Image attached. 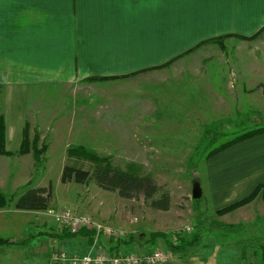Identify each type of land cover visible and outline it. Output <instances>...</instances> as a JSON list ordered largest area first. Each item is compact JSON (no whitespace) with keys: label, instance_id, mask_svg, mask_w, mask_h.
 <instances>
[{"label":"crops","instance_id":"crops-1","mask_svg":"<svg viewBox=\"0 0 264 264\" xmlns=\"http://www.w3.org/2000/svg\"><path fill=\"white\" fill-rule=\"evenodd\" d=\"M218 37L221 42H205L191 50L204 40ZM210 49L214 52L204 61L206 64L213 61L224 67L232 66L237 84L249 79L248 93H244V82L239 89L236 86L234 91L225 93L205 90L208 97L217 96L224 107L227 99H233L231 111L219 116L218 123L241 124L243 99L248 98L249 105L256 106L259 112V108L264 109V101L256 100L264 99V0H0V114L5 123V149L12 152L0 153V191L7 196L15 195L14 200L0 208V214L15 213L20 217L33 214L35 219L48 215L50 219L31 224L33 233L42 236H36L29 244L20 242L13 234L0 235L10 240L0 245V264H62L51 261V246L63 247L68 253H81L94 246L117 252L153 250L151 242L129 238V243L116 244L103 235L96 236L92 229H86L91 238L82 233L70 234L51 214L61 207L42 211L16 209V192L31 180L27 177L20 183L17 178L14 180L7 159L17 155L23 161L25 156L28 160L31 156L35 167L32 151L17 152L24 129H29L28 114L33 115V122L36 116L40 117L32 129L61 130L67 125L65 119L56 116L63 113L60 108L67 104V93L60 86L83 80L105 83L155 71L161 74L184 58ZM172 59L169 66L152 69ZM238 67H250V73L241 74ZM135 71L141 72L127 78L89 80ZM222 76L219 80L226 82V73ZM233 107L235 118L230 117ZM51 108L56 115L48 118ZM198 171L201 195L206 190L212 197L214 211L249 195L258 186L264 188V132L205 158ZM34 185L31 183L33 187L45 186ZM234 211L240 217L228 221L227 215ZM221 216L225 223L253 224L252 220H264V198L259 193L248 204ZM30 221L34 220L24 224ZM224 235L228 236L225 240ZM24 238L21 236L22 241ZM241 238L245 236L240 232L231 235L218 231L213 237H202L200 244L186 250H169L166 264H248L236 244ZM133 245L139 250H132ZM220 250L223 255L217 254Z\"/></svg>","mask_w":264,"mask_h":264},{"label":"rangeland","instance_id":"rangeland-1","mask_svg":"<svg viewBox=\"0 0 264 264\" xmlns=\"http://www.w3.org/2000/svg\"><path fill=\"white\" fill-rule=\"evenodd\" d=\"M213 52L210 49L199 55L196 53L192 58L188 56L161 74L155 71L105 83L83 80L60 86L67 93V104L65 108H60L63 113L55 115L58 119H65L67 125L61 130L32 129L34 124L37 126L40 117L36 116L33 122V115L28 114L29 141L37 136L38 147L44 142L47 149L40 156L42 161L38 169H35L31 156L29 160L28 156L21 157L23 161H19L17 155L8 158L7 165L9 171H13L14 180L17 178L20 183L27 177L30 183L50 187V207L67 208L76 215H88L101 225L120 229L124 232L122 239L126 241L125 244L130 241H149L150 233L157 230L164 231L170 238L176 231L190 238L197 231V225L202 228V237H213L220 230L216 223H225V218L215 213L212 197L206 190L199 198L193 199V184L200 174L198 169L202 167L207 154L219 147L220 143L258 126L264 127V109L259 108L260 112L257 111L256 106L249 105L248 98L243 99L241 124L218 123L219 116L231 111L230 101L233 99H227L228 104L224 107L217 96L208 97L207 89L212 94L213 89L217 90L215 93L221 90L234 91L236 86L239 89L244 82V93H248L250 82L248 79L237 84L232 66L224 67L213 64V61L206 64L204 61ZM238 68L241 74L250 73V67ZM224 73L228 77L226 82L219 80ZM231 75L232 78H229ZM204 92L206 94L203 97ZM256 100L261 103L264 101L261 98ZM75 101L77 103L73 105ZM164 106L167 107L161 109ZM204 107L206 110L203 112ZM233 110L230 117L235 118L234 107ZM50 111L48 118L55 117V110L51 108ZM73 144H83L95 150L99 155L108 157L113 165L151 176L157 185L169 191L170 208L153 209L142 194L123 198L117 191L100 188L93 180L85 184L73 181L62 183L60 177L67 162L92 169L91 162L82 157H67L66 150ZM15 171L18 172L17 176ZM23 190H18L17 196ZM4 193H7V189ZM11 196L14 195L5 194L7 199ZM32 215L20 217L15 213L0 214V235L6 237V234H13L24 244H29L36 236H42L29 238L34 228L31 224H35V221L50 222L49 216L39 215L35 219ZM236 217H240L238 211L228 214L227 220L233 221ZM27 220L34 221L24 224ZM250 223L253 224L235 223L241 226L237 232L245 236L236 244L241 258L248 264H261L259 245L264 244V220H252ZM235 233L229 232L231 235ZM21 236L25 237L24 241ZM222 238L225 240L228 236ZM133 246L130 247L132 250H139ZM157 247L169 251L163 240L155 241L153 249ZM217 254L223 255L221 250Z\"/></svg>","mask_w":264,"mask_h":264},{"label":"trees","instance_id":"trees-1","mask_svg":"<svg viewBox=\"0 0 264 264\" xmlns=\"http://www.w3.org/2000/svg\"><path fill=\"white\" fill-rule=\"evenodd\" d=\"M221 37L218 38H210L204 40L197 45L194 46L195 50L201 44L205 42H221ZM178 58V57H177ZM173 62V59L166 62L163 65H160L155 68L169 66ZM146 70V69H144ZM141 71H135L132 73L124 74V75H114V76H95L90 78L89 80H108V79H118V78H127L137 75ZM264 132V127H260L257 129H252L245 133L239 134L235 136L233 139L221 144L219 147L211 150L206 158L209 156L219 152L220 150L224 149L225 147L243 140L247 137L253 136L255 134ZM38 137L35 136L32 141H29L27 136L26 128L23 131V138L20 145L19 150L17 151L19 154H25L27 152L32 151L34 159H35V167L38 169L41 166L42 158L40 157L41 154L47 149L46 143H41L40 147L37 145ZM67 157H74V158H83L84 160H88L92 164V169H84L80 166H76L75 164H71L67 162L62 169L60 181L62 183L66 182H75V183H88L89 181L93 180L96 185L100 188L107 190V191H117L118 195L123 198H134L137 197L139 194L144 196V199L148 202L149 206L153 209L157 210H168L170 208V193L167 189L162 188L161 186L157 185L151 176L143 175L136 170L132 169H123L119 166L113 165L109 158L106 156L99 155L95 150L84 146L83 144H73L70 145L67 150ZM0 153L5 155H11L12 152L7 151L5 149V123L3 116L0 114ZM259 193L264 198V188L262 186L256 187L249 195L231 202L219 209L215 210L217 215H224L230 211H233L245 204L251 202ZM15 196V195H14ZM14 196H11L9 199L5 197V195L0 191V208L4 207L8 202L14 200ZM50 198H51V188L48 186H39L33 187L31 183L28 182L23 190V192L17 196L14 201V207L19 210H33V211H42L47 210L50 207ZM194 199V198H193ZM218 231L223 232L222 230H228L229 232H237L238 229L241 228L239 224L235 223H223L217 222L216 223ZM226 230V231H227ZM223 233H229V232ZM68 233H70L67 230ZM202 228L197 225V231L192 237H186L180 231H176L173 233V238H170L167 233L164 231H153L150 233V239L148 242L151 244H155L157 239L163 240L169 248L170 251H182L186 247H192L200 243L202 239ZM87 234L89 238H91V233L86 231V229L81 228L76 233L70 234ZM42 234V233H41ZM40 233H32L29 234V238L41 235ZM24 241V240H23ZM124 239L116 240L115 243H125ZM10 243L8 238H1L0 237V245ZM23 243V242H22ZM118 247V246H117ZM116 247V248H117ZM115 248V247H113ZM113 250L112 248H110ZM259 249L261 250V264H264V244L259 245ZM245 254L242 252V257Z\"/></svg>","mask_w":264,"mask_h":264},{"label":"built area","instance_id":"built-area-1","mask_svg":"<svg viewBox=\"0 0 264 264\" xmlns=\"http://www.w3.org/2000/svg\"><path fill=\"white\" fill-rule=\"evenodd\" d=\"M57 224L76 233L79 229H92L96 236L104 235L114 241L122 239L124 232L120 229L96 223L88 215H76L67 208L52 211ZM189 230V228H187ZM50 259L62 264H166L170 259V252L163 248H156L148 252L135 251L117 252L109 248L94 246L84 252L68 253L65 248L52 246Z\"/></svg>","mask_w":264,"mask_h":264},{"label":"water","instance_id":"water-1","mask_svg":"<svg viewBox=\"0 0 264 264\" xmlns=\"http://www.w3.org/2000/svg\"><path fill=\"white\" fill-rule=\"evenodd\" d=\"M200 196H201V189H200L199 183L196 181L193 184L192 197L196 199V198H199Z\"/></svg>","mask_w":264,"mask_h":264}]
</instances>
